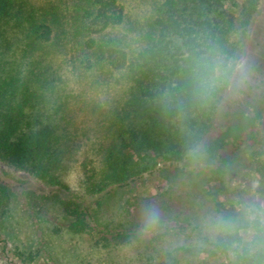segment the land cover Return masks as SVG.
<instances>
[{"label": "trees", "instance_id": "trees-1", "mask_svg": "<svg viewBox=\"0 0 264 264\" xmlns=\"http://www.w3.org/2000/svg\"><path fill=\"white\" fill-rule=\"evenodd\" d=\"M16 1L0 0V49ZM230 1L157 0L134 47L93 63L68 40L53 49L42 24L16 62L0 53V159L42 184L0 180L1 253V221L20 211L34 227V248L14 244L23 261L58 264L50 244L67 234L81 239L77 264H264V224L220 199L248 163L264 175V0ZM92 5L84 34L121 24L116 0ZM81 132L91 181L79 192L59 173ZM154 179L161 191L135 193Z\"/></svg>", "mask_w": 264, "mask_h": 264}, {"label": "rangeland", "instance_id": "rangeland-1", "mask_svg": "<svg viewBox=\"0 0 264 264\" xmlns=\"http://www.w3.org/2000/svg\"><path fill=\"white\" fill-rule=\"evenodd\" d=\"M23 1L27 5L21 6ZM156 1L116 0V3L123 11L121 24L112 29H106L99 34H94L92 32L94 28L91 26V30L88 32L90 34L85 32L86 35L82 30V21L85 24L88 23L89 17L87 14L93 8L92 0H17L13 10L15 16L8 18L10 20L5 25L7 26L5 28L6 43L3 42L0 53H3L5 61L9 63L16 62L23 47V36L28 33L29 28L33 24L37 26H39L38 24H42L50 30V43L53 49L59 46V42L63 41L65 43L68 40L67 43L72 45L76 51L82 52L81 60L86 59L90 63H93L101 55H104V49L109 47V45H112L114 48L123 49L124 51H128L134 47V41H136L137 37L149 30L152 24L157 6ZM244 1L231 0L230 5L234 7L233 12H236V7L242 5ZM95 37H98L97 41L94 40ZM88 39L90 41L85 45L84 43ZM93 41L94 43H92ZM78 120L81 129L88 126V124L84 123L82 117ZM95 141H97V138ZM88 145L89 140L87 141L86 135L81 132V135L72 139L70 154L65 155L59 173V180L71 190L84 191L91 181V179L87 180L85 178L87 175L89 176L90 171L85 161ZM7 175L13 178H20L21 180L34 181L42 187V184L34 177L24 171H18L7 160L0 159V180L7 181L13 186L12 184H15L14 181ZM225 187L227 190H224L220 194V199L223 200L225 205L235 206L236 209L244 212L250 219L256 216L264 224V175L256 173L253 166L248 163L246 170L241 175L230 178ZM161 188H164L163 183L154 179L140 186L135 193L141 196H152L158 191H161ZM18 191L21 194L20 199L24 201V191L22 188H18ZM16 214L12 219L5 215L1 221L2 235L7 238L8 242L6 251L0 252V264H56L53 260H47L48 256L46 255L35 256L31 260L24 261L16 256L13 252L14 244L16 243H20L18 247L21 250L23 248H34L31 246L32 241L29 240L30 234L34 231V227L25 231L24 229H26L28 223L24 218V214L20 211ZM15 221L18 224H15ZM9 223H13L17 228H21V231H16L17 228L15 226L11 228ZM243 236L245 239L249 237L247 235ZM62 247L63 250H60ZM50 248L51 255L55 257L54 259H56L58 264L63 263L62 258L66 254V249L70 252V255H73V260L69 264H77L76 262L81 257V239L74 236L70 237L67 234H63L61 238L53 240ZM208 263L227 264L223 257L210 258Z\"/></svg>", "mask_w": 264, "mask_h": 264}]
</instances>
